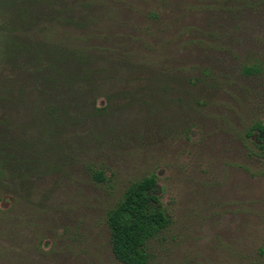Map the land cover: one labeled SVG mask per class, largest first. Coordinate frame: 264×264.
<instances>
[{"label":"rangeland","instance_id":"1","mask_svg":"<svg viewBox=\"0 0 264 264\" xmlns=\"http://www.w3.org/2000/svg\"><path fill=\"white\" fill-rule=\"evenodd\" d=\"M260 126L264 0H0V264H123L149 176L145 264H264Z\"/></svg>","mask_w":264,"mask_h":264},{"label":"trees","instance_id":"2","mask_svg":"<svg viewBox=\"0 0 264 264\" xmlns=\"http://www.w3.org/2000/svg\"><path fill=\"white\" fill-rule=\"evenodd\" d=\"M258 130L264 136V126ZM94 177L99 181L105 179L104 173L98 171ZM156 184L155 177L149 176L130 186L108 216L112 252L123 264H145L148 241L169 224L155 194Z\"/></svg>","mask_w":264,"mask_h":264}]
</instances>
